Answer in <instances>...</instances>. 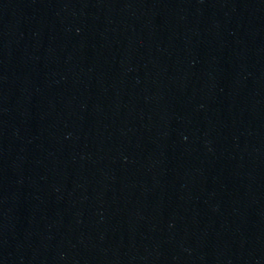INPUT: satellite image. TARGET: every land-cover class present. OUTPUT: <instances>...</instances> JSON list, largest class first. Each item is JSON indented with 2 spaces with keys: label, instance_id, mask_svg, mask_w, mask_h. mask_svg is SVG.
Here are the masks:
<instances>
[{
  "label": "water",
  "instance_id": "1",
  "mask_svg": "<svg viewBox=\"0 0 264 264\" xmlns=\"http://www.w3.org/2000/svg\"><path fill=\"white\" fill-rule=\"evenodd\" d=\"M0 264H264V0H0Z\"/></svg>",
  "mask_w": 264,
  "mask_h": 264
}]
</instances>
